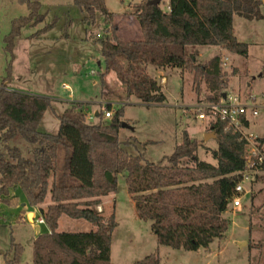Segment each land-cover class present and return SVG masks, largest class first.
Returning <instances> with one entry per match:
<instances>
[{
    "label": "trees",
    "instance_id": "obj_1",
    "mask_svg": "<svg viewBox=\"0 0 264 264\" xmlns=\"http://www.w3.org/2000/svg\"><path fill=\"white\" fill-rule=\"evenodd\" d=\"M72 1L88 24H95L98 14L105 17L110 28L95 40L101 45L105 75L114 73L127 96L146 105L166 101L163 86L147 73L148 66L192 74L196 94L204 96L200 103L220 102L225 94L222 57L199 63L196 48L212 46L247 57L249 46L234 35V16L262 19L260 0H168L166 11L161 3L144 0L134 12L142 38L121 42L115 16L105 0ZM21 2L29 13L14 19L4 38V49L12 59L21 31L45 20L40 0ZM52 26L47 25L34 37ZM11 79L10 63L0 82V133L6 150L0 153V205L19 207V196L11 193L20 190L27 204L37 208L44 219L49 232L34 240L33 264H113L112 234L117 223L113 216L106 219L97 207L117 191L120 174H125L138 217L151 222L159 245L198 251L224 236L229 226L224 215L245 169L247 148L246 140L226 121L212 119L208 125L217 137L218 149L213 151L216 165L199 160V144L187 132L171 156L155 163L129 152L135 140L120 139L123 108L114 111L107 124L96 125L88 121L87 103L69 102V108L58 117V133H45L39 126L54 100L13 90ZM105 108L111 111L112 105ZM18 136L33 146V157L26 158L21 150L10 146ZM257 141L264 145V139ZM48 197L50 203L43 207ZM63 215L84 220L95 230L59 232ZM10 252L13 258L8 262L20 264L23 247L12 241ZM135 264L161 261L150 255Z\"/></svg>",
    "mask_w": 264,
    "mask_h": 264
},
{
    "label": "rangeland",
    "instance_id": "obj_2",
    "mask_svg": "<svg viewBox=\"0 0 264 264\" xmlns=\"http://www.w3.org/2000/svg\"><path fill=\"white\" fill-rule=\"evenodd\" d=\"M143 1L105 0L107 9L115 16L114 24L119 27L118 41L130 42L142 38L134 12ZM260 1L262 19L250 21L234 16V35L239 42L249 46L247 57L212 46L197 47L196 50L199 63L215 56H221L226 62V66H222L225 73L223 91L241 98L251 96L264 101V0ZM40 2V13L45 15V20L36 27H26L21 31L12 59L4 49V38L11 31L12 21L29 12L21 0H0V82L6 77L11 63L10 88L54 100L43 116L40 131L57 134L60 127L58 117L69 108V102L74 101L88 104L85 113L90 123L107 124L110 119L104 117L105 105L111 104L113 112L123 108L122 122L128 127H121L119 137L121 140L136 141L129 149L132 155L142 154L150 162H160L174 153L187 132L199 144L196 153L199 160L216 165L213 151L218 149V142L213 137L206 140V135L212 132L208 130V125L214 118H196L197 105L201 104L204 96L196 94L192 74L148 66L147 73L160 83L163 80L159 74L166 76L167 82L163 85L165 103L146 105L134 97L129 98L126 88L114 73L105 75L101 45L95 41L110 28L105 17L98 14L95 24H88L84 21V13L72 0ZM167 2H161L164 11L167 10ZM50 24L53 26L47 32L34 37ZM201 86L204 89V85ZM99 113L102 116H97ZM246 133L264 139L263 120L251 124ZM10 146L21 150L26 158L33 157V146L21 136L12 140ZM0 153H6L1 133ZM11 194L25 200L20 190ZM24 203L20 202L19 207L0 205V264H10L8 261L13 258L10 252L12 241L23 247L20 264H33L36 230L31 221L28 222L25 213L31 209L23 207ZM49 203L50 197L43 207ZM233 209L231 205L224 215L229 226L222 238L215 240L207 249L184 251L158 244L151 222L138 217L134 201L128 193L125 174L118 176L117 191L103 198L102 205L97 207L106 219L113 216L117 223L112 234L113 264H135L150 255L158 256L161 264H264V170L253 182L251 193L242 196V206ZM38 212L37 217L40 215ZM21 215L24 216L22 220ZM34 217L35 221L37 217ZM41 229L45 231L44 225ZM94 230V226L84 220L65 215L59 220V232Z\"/></svg>",
    "mask_w": 264,
    "mask_h": 264
},
{
    "label": "built area",
    "instance_id": "obj_3",
    "mask_svg": "<svg viewBox=\"0 0 264 264\" xmlns=\"http://www.w3.org/2000/svg\"><path fill=\"white\" fill-rule=\"evenodd\" d=\"M226 66V62H222ZM196 118L206 120L208 118L226 121L228 126L242 135L247 142L245 150V169L240 172V182L235 187V195L232 201L234 208L242 206V196L251 193V186L257 176L264 170V147L257 140V136L247 134L246 130L251 124H256L259 119L264 122V101H258L256 97L241 98L226 94L218 103L197 105ZM113 111L105 108L104 117L111 118ZM92 120V117H89ZM248 123V125H246ZM248 185V186H247ZM35 225H45L44 219L39 215L34 221Z\"/></svg>",
    "mask_w": 264,
    "mask_h": 264
},
{
    "label": "crops",
    "instance_id": "obj_4",
    "mask_svg": "<svg viewBox=\"0 0 264 264\" xmlns=\"http://www.w3.org/2000/svg\"><path fill=\"white\" fill-rule=\"evenodd\" d=\"M225 60H227V58L225 59ZM223 62V61H222ZM225 62V61H224ZM159 76H160V78H162V82H161V85L163 86L166 82H167V79H166V76H164V75H162V73L161 74H159ZM225 94H227L226 93V91H225ZM74 102H76V101H74ZM80 102V101H79ZM82 103H84V102H82ZM98 116V115H97ZM263 147H264V145H263ZM19 199H20V202H25L24 204H23V207H28V208H30L31 209V211L30 212H26L25 213V215H26V217H27V219H28V216H29V214L30 213H33L34 214V216L35 217H37V212L35 211V210H37V208H32V207H30L28 204H27V201H26V199L23 201L21 198H20V196H19ZM102 205V204H101ZM100 205V206H101ZM234 209H238V208H234ZM234 209H233V211H234ZM23 212V211H22ZM38 214H39V212H38ZM22 217H24V216H22ZM34 217V218H35ZM23 219V218H22ZM21 219V220H22ZM28 222H29V219H28ZM30 223V222H29ZM33 227H34V229L36 230V226H38V225H35L34 223H30ZM40 227V234H42V233H46V232H49V228L47 227V225L45 224L44 225V227H45V231H43L42 229H41V225L39 226ZM248 230L250 231V227L248 228ZM38 236H37V234H36V238H37ZM35 238V239H36Z\"/></svg>",
    "mask_w": 264,
    "mask_h": 264
},
{
    "label": "water",
    "instance_id": "obj_5",
    "mask_svg": "<svg viewBox=\"0 0 264 264\" xmlns=\"http://www.w3.org/2000/svg\"><path fill=\"white\" fill-rule=\"evenodd\" d=\"M161 2H162V0H153L154 4H160ZM225 96H226V94H224V97ZM122 126L123 127H128L125 123H122ZM210 137H213V139H215V140L217 138L214 132H211L210 134H207L206 135V140L209 139ZM33 217H34L33 213H30L29 216H28V219L31 221V223H34ZM36 234H37V236L40 235V227L39 226H36Z\"/></svg>",
    "mask_w": 264,
    "mask_h": 264
}]
</instances>
